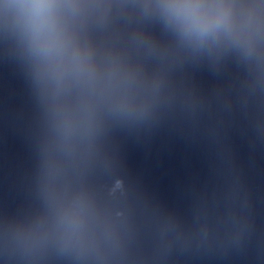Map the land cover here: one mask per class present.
Masks as SVG:
<instances>
[{"label": "clouds", "instance_id": "clouds-1", "mask_svg": "<svg viewBox=\"0 0 264 264\" xmlns=\"http://www.w3.org/2000/svg\"><path fill=\"white\" fill-rule=\"evenodd\" d=\"M19 4L21 8L30 9L31 16L33 18L35 24V32H36V42L38 49L45 54H48L52 51L54 41L48 37H44L41 35L42 29L44 27V19L43 15L49 9L53 7V0H19ZM171 7L181 9L188 8V5H172ZM193 24L200 28V31L203 33L210 26L209 22L200 21L199 19L194 18Z\"/></svg>", "mask_w": 264, "mask_h": 264}]
</instances>
